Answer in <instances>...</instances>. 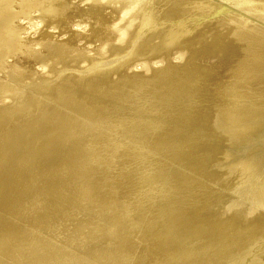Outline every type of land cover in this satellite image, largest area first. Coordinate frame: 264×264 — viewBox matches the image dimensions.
<instances>
[{"label": "bare ground", "instance_id": "1", "mask_svg": "<svg viewBox=\"0 0 264 264\" xmlns=\"http://www.w3.org/2000/svg\"><path fill=\"white\" fill-rule=\"evenodd\" d=\"M0 264H264V0H0Z\"/></svg>", "mask_w": 264, "mask_h": 264}, {"label": "rangeland", "instance_id": "2", "mask_svg": "<svg viewBox=\"0 0 264 264\" xmlns=\"http://www.w3.org/2000/svg\"><path fill=\"white\" fill-rule=\"evenodd\" d=\"M191 5H192V4H191ZM194 7H195V4H194ZM199 7H200V6H198V8H199ZM195 8H196V7H195ZM198 8H197V9H198Z\"/></svg>", "mask_w": 264, "mask_h": 264}]
</instances>
